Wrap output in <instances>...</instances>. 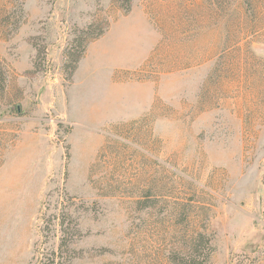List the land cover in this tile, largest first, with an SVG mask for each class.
<instances>
[{
    "label": "rangeland",
    "instance_id": "374dc122",
    "mask_svg": "<svg viewBox=\"0 0 264 264\" xmlns=\"http://www.w3.org/2000/svg\"><path fill=\"white\" fill-rule=\"evenodd\" d=\"M125 1L0 0V264H264V0Z\"/></svg>",
    "mask_w": 264,
    "mask_h": 264
},
{
    "label": "trees",
    "instance_id": "16d2710c",
    "mask_svg": "<svg viewBox=\"0 0 264 264\" xmlns=\"http://www.w3.org/2000/svg\"><path fill=\"white\" fill-rule=\"evenodd\" d=\"M130 3H131V0H126V1L124 2V5L126 6V10H127V11H128L129 8H130ZM81 55H82V51L79 53V55H77V56L75 57V62L78 61V59L81 57ZM201 264H206V260H204V263H201Z\"/></svg>",
    "mask_w": 264,
    "mask_h": 264
},
{
    "label": "built area",
    "instance_id": "2783aa9c",
    "mask_svg": "<svg viewBox=\"0 0 264 264\" xmlns=\"http://www.w3.org/2000/svg\"><path fill=\"white\" fill-rule=\"evenodd\" d=\"M0 85H1V68H0Z\"/></svg>",
    "mask_w": 264,
    "mask_h": 264
}]
</instances>
